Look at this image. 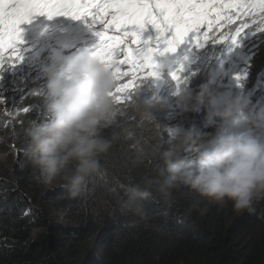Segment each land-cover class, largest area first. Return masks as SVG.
I'll return each mask as SVG.
<instances>
[{"label":"clouds","instance_id":"obj_1","mask_svg":"<svg viewBox=\"0 0 264 264\" xmlns=\"http://www.w3.org/2000/svg\"><path fill=\"white\" fill-rule=\"evenodd\" d=\"M239 24L237 20L214 30L200 43L196 42L197 34L191 33L175 53H169L163 39L172 33L161 38L149 23L141 45H133L136 54L140 49H153V70L159 78L140 74L131 89L132 98L144 83L153 84L159 93L178 96L184 111L207 112L209 125L215 126L217 118L224 122L218 137L201 134L195 127L167 129L164 125L167 140L158 136L154 141L137 143V162L151 165V171L138 181L130 179L125 186L120 207L133 217H146V202L154 194L171 203L174 190L181 186L205 199L230 201L237 212L255 213L257 205L264 203V103L252 105L251 97L259 94L252 89L247 95L231 94L239 84L238 69L252 64L264 32L250 25L239 43L233 44L231 37ZM89 25L86 17L75 20L34 15L19 26L22 43L18 47L23 59L6 60L0 66L8 72L12 62L28 63V68L43 73L36 82L47 83L52 117L44 124L30 122L21 147L46 181L62 179L69 195L82 200L89 195L90 182L104 175L100 158L109 153L121 134L131 135L125 127L106 139L102 129L112 126L118 115H128L129 109L139 114L141 123L160 125L149 111H141L135 99L129 106L122 105L129 101L117 103L113 93L118 81L111 67L95 55L101 43L97 32L102 26ZM181 67L183 82L177 84L171 73ZM197 68L203 70L207 84L194 95L186 81ZM8 155V151H0V161Z\"/></svg>","mask_w":264,"mask_h":264},{"label":"trees","instance_id":"obj_2","mask_svg":"<svg viewBox=\"0 0 264 264\" xmlns=\"http://www.w3.org/2000/svg\"><path fill=\"white\" fill-rule=\"evenodd\" d=\"M260 45L252 64L238 69L239 84L231 92H258L251 97L253 106L264 103V40ZM28 66L12 62L7 86L0 84V151L13 142L21 156L15 169L17 184L0 161V264H264V203L255 213L237 212L232 204L199 199L181 186L171 203L154 194L146 202L144 218L120 207L129 180L138 181L151 171V165L137 162L138 142L158 136L167 140L165 126L195 127L218 137L224 131L222 120L209 125L207 112L184 111L178 96L144 83L132 100L160 125L141 123L131 109L126 116L118 115L112 126L102 129V136L111 139L125 127L131 135L121 134L100 158L104 175L90 182L87 199L72 198L64 184L46 189V180L21 147L30 122L44 124L52 117L47 83L36 82L44 75ZM186 83L195 95L207 78L197 68ZM204 105L209 107L208 102Z\"/></svg>","mask_w":264,"mask_h":264},{"label":"snow or ice","instance_id":"obj_3","mask_svg":"<svg viewBox=\"0 0 264 264\" xmlns=\"http://www.w3.org/2000/svg\"><path fill=\"white\" fill-rule=\"evenodd\" d=\"M34 15L86 17L90 27L102 26L95 55L111 67L118 81L113 95L120 104L132 100L131 89L140 74L159 78L153 70V49H140L139 54L133 50V45H141L146 24L154 25L161 38L172 33L163 39L169 53H175L191 33L197 34L200 43L209 39L210 32L237 20L240 24L231 37L233 44L239 43L250 25L264 32V0H0V66L6 60L23 59L18 47L22 43L19 26ZM182 71L181 67L171 73L177 84L183 82ZM125 78L127 81L121 82Z\"/></svg>","mask_w":264,"mask_h":264},{"label":"rangeland","instance_id":"obj_4","mask_svg":"<svg viewBox=\"0 0 264 264\" xmlns=\"http://www.w3.org/2000/svg\"><path fill=\"white\" fill-rule=\"evenodd\" d=\"M246 59L247 58H244L243 60L245 61ZM6 74H7V70H5V69L4 70H0V84H3L5 86H7V81H8V77H7ZM39 80H41V79H39ZM3 148H4V146L0 145V149H3ZM5 150H7L9 152V155L7 156V159H6L7 161L3 160L2 162H4V164L7 166V168H9V171L11 173V176H10L11 181H13V182H15V184H17V182H16L17 175L15 173V169L18 166L17 165L18 161L21 159L20 150H19L18 147H14L13 146V142L10 143L8 149H5ZM10 156H11V159H10ZM63 182L64 181L62 179H60V178H58V179H56V180H54L52 182L46 181L45 188L46 189L57 188L60 185L64 184ZM187 189L192 195L196 196L199 199L205 200V198L200 197L197 193H195L191 189H189V188H187ZM206 200L211 201V202H215V203L221 204V205L232 204V202H230V201H227V202H216V201L210 200V199H206Z\"/></svg>","mask_w":264,"mask_h":264}]
</instances>
